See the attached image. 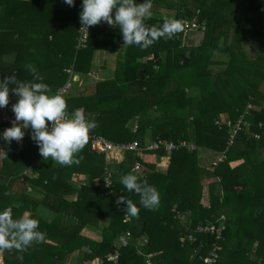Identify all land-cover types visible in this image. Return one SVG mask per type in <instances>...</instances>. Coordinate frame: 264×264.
Masks as SVG:
<instances>
[{"label": "trees", "instance_id": "trees-1", "mask_svg": "<svg viewBox=\"0 0 264 264\" xmlns=\"http://www.w3.org/2000/svg\"><path fill=\"white\" fill-rule=\"evenodd\" d=\"M194 1L197 3L189 5L188 0H184L174 7L173 18L184 24L182 32L172 39L161 38L147 49L127 46L124 53H119L121 60L113 79L97 83L95 94L66 97L67 92L64 97L69 112L82 109L97 123L98 127L89 135H102L114 142L136 140L138 133H132L126 124L145 110L144 103L152 101L156 110L161 112V120L154 127L157 139L164 138L176 144L192 139L197 147L219 152L224 150L228 127L215 124L217 115L226 112L230 119H235L248 104L252 105L247 116L248 130L239 133L223 161L216 166L211 164L216 169L214 174L221 178L219 192L222 200L218 195L207 203L202 201L196 150L189 151L184 147L172 150L168 172L163 175L154 170L155 154H163L165 150L162 148L143 149L140 153L119 149L94 153L90 151L88 140L85 148L77 154L78 164L61 166L40 155L37 144L31 139L32 130L25 129V136L19 142L13 140L9 144L0 140V209L10 207L14 218L27 212L39 220V230L46 237L42 243H34L23 253L16 250L2 252L4 264H68L75 251H79L82 261L99 258L98 264H111L106 256L114 250L117 235L126 229L131 231L132 239L127 247L120 249V264H146L143 255L147 252L160 253L149 257L153 264H199L198 258L193 262L190 258L198 247L205 244L201 250L203 253L212 238L198 235L196 241L181 246L179 236L185 229L177 225V212L190 210L189 227H192L205 219L214 220L227 214L224 206L232 199L241 204H249L253 199L244 209L245 215L256 206L264 210V187L256 185L254 179L251 182L252 174L241 170L248 153L256 154L258 148L264 152V91L261 90L264 54L247 58L240 46L242 40L249 39L260 42L255 48L264 47V0ZM81 4L82 0H75L73 6L63 0L0 1V79L15 75L19 81H32V74L25 69L30 63L37 67L52 93L66 83L71 71L90 72L94 49L116 50L113 35L118 37L119 27L104 23L90 26L86 46L76 47ZM165 19L171 18L150 17L146 18L145 24L149 28H158ZM192 20L200 24L203 33L201 42L195 46L184 43L185 23ZM13 49L17 50L14 60L5 61L3 56ZM217 52L228 53L229 59L223 69L212 73L209 64ZM140 70H144V76L140 75ZM131 82L144 87L138 98L122 95ZM194 87L199 88L198 94L189 93ZM15 102L16 97L10 89L9 104L4 108L12 110ZM0 123L3 125V129L0 125V132L12 126V123ZM236 148L241 149L240 152ZM114 152L125 158L119 165L120 177L135 172L132 167L135 162L139 163L135 174L156 187L160 194L157 209L141 207L139 196L128 192L117 178H113L112 187L104 185L105 159ZM236 160L242 162L235 164ZM250 168L252 170L253 165ZM254 168L260 169L259 179L264 185L262 162ZM28 170L37 173V177H30ZM80 173L88 174L90 181L81 182L76 187L70 180ZM141 173L145 176L141 177ZM19 181L23 187L15 188ZM238 185L241 188H237ZM27 189L33 193L37 191L40 198H35ZM71 192H76V200L65 197ZM121 196L140 208L138 215L130 216L128 223L123 222L125 203H116ZM39 205L53 216L39 211ZM101 217L108 219L101 235L85 229L86 224L96 223ZM253 221L258 227L257 234L264 235V216H254ZM134 227L148 237L144 248L139 249L135 242ZM231 232L225 218L222 251ZM235 232V249L227 253L229 264H235L237 257L234 253L240 249L239 245H243V237L251 231L237 227ZM20 255L23 260L18 259ZM220 257L217 264H220Z\"/></svg>", "mask_w": 264, "mask_h": 264}, {"label": "clouds", "instance_id": "clouds-1", "mask_svg": "<svg viewBox=\"0 0 264 264\" xmlns=\"http://www.w3.org/2000/svg\"><path fill=\"white\" fill-rule=\"evenodd\" d=\"M63 2L73 6L75 0ZM81 7V28L87 29L101 22L117 25L126 47L147 49L159 39H172L184 29L183 21L175 18L165 19L158 28L146 26V18L152 15L153 0H82ZM25 69L32 74V81H19L15 75L0 79V108L9 104L10 89L16 97L12 105V126L0 132V140L9 144L13 140L19 142L25 136V129L30 128L31 139L45 160L51 158L61 166L78 164L77 154L87 145L89 134L98 127L97 123L82 109H74L70 114L65 97L58 93L49 94L50 86L43 82L44 78L35 65L26 64ZM120 183L128 192L139 196V205L144 209L158 208V190L142 181L135 172L122 175ZM121 202L126 205L127 215H138L140 208L136 204L123 196L116 201L117 204ZM45 237L46 234L39 230L38 219L27 214L14 218L10 207L0 209V252L16 250L23 253L34 243H42ZM18 259L23 260V256Z\"/></svg>", "mask_w": 264, "mask_h": 264}, {"label": "crops", "instance_id": "crops-1", "mask_svg": "<svg viewBox=\"0 0 264 264\" xmlns=\"http://www.w3.org/2000/svg\"><path fill=\"white\" fill-rule=\"evenodd\" d=\"M2 1V0H0ZM20 1H31V0H20ZM138 2H143V0H138ZM184 0H153V7H152V15L151 17H157V18H173L175 14L174 7L178 3H183ZM189 5L196 4L197 2L194 0H188ZM20 7V5H18ZM113 10V16H114ZM194 21V20H192ZM189 22V21H188ZM104 24H107L106 22H101ZM108 26H115V25H109ZM115 44H116V50H108L103 48H96L94 49L91 57V66H90V72L89 73H83L80 71H71L70 75L67 79V81H70L72 86L68 93L65 95L66 97L72 96L74 94L78 95H93L97 91V83L113 79L115 70L117 67V63H119V53H124L126 46L123 45V40L120 38L122 37V33H118V37L113 35ZM202 39V37H201ZM200 39L196 43H192L190 45H198ZM199 42V43H198ZM13 52L9 54H5L3 56V59L5 61H13L15 57V52L17 50L13 49ZM217 54V53H215ZM214 59L216 57L214 56ZM216 65V66H214ZM221 64H209V69H212V73L218 72V67H221ZM223 67V66H222ZM141 71V70H140ZM144 71V70H143ZM144 76V73H143ZM66 81V82H67ZM144 92V87L141 88L139 84L131 82L128 83L125 89L122 91L123 97H129V98H138L142 95ZM189 93L191 94H198L199 88L194 87L191 90H189ZM154 102L148 101L143 104L145 110L141 111L139 114L133 116L128 123L126 124V127L132 132L138 133L136 141L139 142L141 149H148V145H150L152 142L156 141L158 135L154 136L155 131V124L157 121L161 120V112L156 110V106L153 104ZM13 111L11 109L7 108H0V122H4L5 119L12 113ZM229 116L226 112L219 113L217 117L215 118V124L218 125L219 122L225 121L228 119ZM161 122V121H160ZM219 126V125H218ZM220 127V126H219ZM191 132L190 134H192ZM162 140H166L164 138H158ZM193 141L192 139H190ZM169 141V140H166ZM186 141V140H183ZM191 141H186L189 143H193ZM237 151L240 152L241 149L236 148ZM219 151L212 150L207 147L199 146L196 150V164L199 169V186L202 190V201L207 203L210 201L211 198H215L219 195V200H222V193L219 192L220 189V183L221 178L214 174L215 167H211L212 161L219 155ZM253 156V157H252ZM125 160L123 158V155H120L119 153H113L111 157H107L105 159V169L104 173L106 171H109L112 173V178H117L120 180L119 176V165L120 162ZM171 161V151H165L163 154H155L154 158V170L161 173L166 174L168 172L169 166ZM237 162H234L235 164L242 162V160H236ZM262 162V166L264 167V152L258 148V152L256 154L248 153L246 155V160L243 162L241 166V170L243 173L252 174L251 176V182L254 179L256 185H258L260 188H263L264 185L261 184L259 175H260V169L254 168V166H260ZM253 165V168L251 170L250 166ZM221 166V165H220ZM151 172V170H150ZM30 177H37V173L29 171ZM71 183H73L76 187L80 185L81 182H89V176L88 174H76V176L70 180ZM21 182V181H19ZM15 183L16 187H23L22 182ZM92 182L96 183V180H92ZM250 182V183H251ZM250 187L251 184H248ZM28 188V186H27ZM237 188H241V186H237ZM28 193H32L35 198H40L41 194H39L37 191L32 192L30 190H27ZM254 196V195H253ZM65 197L68 200H76V192H71ZM253 201V199H252ZM251 201V202H252ZM250 202V203H251ZM244 204L239 203L237 200L232 199V201L226 202V206H224V209L227 210V214H222L227 218L228 223L230 224L232 232L226 238V248L221 253L220 257V264H229L228 263V257L227 253L228 250H234L235 249V241L236 238H234V234L236 233L237 227L244 228V231H251L250 234H247L243 237L241 244L239 245L240 249H237L235 251V257H237V260H235V264H264V235L257 234V225L253 221L254 216L261 215L264 216V210H262L261 206H256L253 208V211H251L248 215H245L244 209H247L251 204ZM38 210L43 212L45 215L52 217L53 213L44 208L43 206L39 205ZM174 210V207H173ZM28 213H24V215ZM227 216V217H226ZM176 219H177V225L179 228L186 229L189 227L191 223V211L186 210L182 212L176 213ZM108 223V219L106 218H99L96 223H88L85 226V229L88 230L91 233H95L97 235H101L102 227ZM136 228V230H135ZM134 238L135 242L138 245V248H144L146 241H147V235L145 233H142L138 230V227H134ZM85 234H88L85 232ZM89 235V234H88ZM139 248V249H140ZM160 255V253H149L147 252L144 256V259H149L151 256ZM150 260V259H149ZM100 259L97 258L95 260H84L82 261L79 257V251H75L72 253L70 260L68 264H98L100 263ZM151 261V260H150ZM0 264L3 263V257L2 252H0Z\"/></svg>", "mask_w": 264, "mask_h": 264}, {"label": "built area", "instance_id": "built-area-1", "mask_svg": "<svg viewBox=\"0 0 264 264\" xmlns=\"http://www.w3.org/2000/svg\"><path fill=\"white\" fill-rule=\"evenodd\" d=\"M82 25L80 23L78 29V37H77V48H83L86 46L88 35H89V27L87 29L81 28ZM72 84L70 81H67L63 86L59 87L51 94H61L65 95L68 90L71 88ZM253 106L248 104L247 108L238 114L235 119H226L225 121L219 122L218 125H226L228 127V137L226 139L224 150L219 153V155L212 161V166H216L219 162L223 161L226 158V153L228 149L235 143L236 137L239 135L240 132L246 131L249 128V121L247 120V116L250 114V109ZM71 114V112H69ZM14 120V113L12 112L4 122L11 123ZM22 123V121L20 122ZM1 125V123H0ZM1 129H3V125H1ZM258 137V134L255 135ZM90 140V151L94 153H104L107 151H111L114 149L124 150V151H133V152H141V146L136 140L128 141V142H114L111 141L102 135H89ZM179 147H184L189 151L197 150L198 147L195 146L193 143H189L186 141H180L178 144L172 141H166L162 139H157L156 141L152 142L148 145V149H159L162 148L165 151L172 152V150L177 149ZM139 163L135 162L132 167V170L138 172ZM141 177H144V173L140 174ZM112 173L106 171L104 173L103 182L106 187H112ZM110 184V185H109ZM111 192L115 195L116 192L111 190ZM130 216L126 213L123 217V222L128 223L130 221ZM225 229V216L219 215L214 220L205 219L202 222L197 223L192 227H187L185 231H183L179 236V242L181 246L192 243L196 241L198 235H207L212 238L209 245L207 246L206 250L198 255L199 264H217L220 253L222 251V234ZM132 239V234L129 229H126L120 232L115 241H114V250L107 254V260L111 264H120V249L122 247H127ZM204 245V246H203ZM202 245V249L205 247V244ZM146 264H153L149 259H146Z\"/></svg>", "mask_w": 264, "mask_h": 264}, {"label": "rangeland", "instance_id": "rangeland-1", "mask_svg": "<svg viewBox=\"0 0 264 264\" xmlns=\"http://www.w3.org/2000/svg\"><path fill=\"white\" fill-rule=\"evenodd\" d=\"M261 1V0H258ZM186 28L184 30V43L186 45H190L192 43H196L199 40V42H201V37L203 36V33L200 31V24L195 23L194 21H189L185 23ZM221 41V39H220ZM198 42V43H199ZM260 42H253L249 39L246 40H242L240 42V46H241V50L244 53V56L247 58H256L257 55L259 54H264V47L261 48H255V44H258ZM214 56L216 57V59H214ZM229 59V55L226 52H217V54H214L212 56V59L210 60V64L212 63H216V64H221L222 66H225L228 62ZM216 66V65H214ZM218 67V71H220L221 69H223V67ZM214 69V68H212ZM211 69V70H212ZM223 71V70H222ZM221 71V72H222ZM261 90L264 91V81L261 83ZM29 190V189H27Z\"/></svg>", "mask_w": 264, "mask_h": 264}, {"label": "water", "instance_id": "water-1", "mask_svg": "<svg viewBox=\"0 0 264 264\" xmlns=\"http://www.w3.org/2000/svg\"><path fill=\"white\" fill-rule=\"evenodd\" d=\"M204 23H205V22H204ZM143 73H144V71L141 70V71H140V75L143 76ZM201 250H202V246H200V247L197 248V250L192 254V256H191V258H190V262H193V261L196 260V258H197L198 255L200 254Z\"/></svg>", "mask_w": 264, "mask_h": 264}]
</instances>
